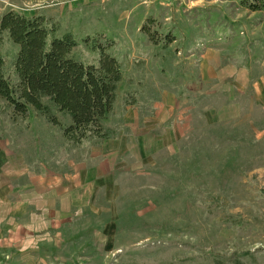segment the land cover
Returning <instances> with one entry per match:
<instances>
[{"label":"rangeland","instance_id":"1","mask_svg":"<svg viewBox=\"0 0 264 264\" xmlns=\"http://www.w3.org/2000/svg\"><path fill=\"white\" fill-rule=\"evenodd\" d=\"M238 3L0 0V10L45 7L86 65L98 64L99 51L84 42L97 37L122 73L103 122L109 142L68 143L35 110L14 114L0 98V177L42 161L102 162L105 147L113 166L91 209L57 234L36 233L33 250L12 264H264V86L256 84L264 80V15ZM206 48L214 53L204 60ZM17 51L5 33L0 58L12 83ZM223 63L244 68L241 83L227 79ZM128 118L146 130L128 131ZM122 141L127 152H114Z\"/></svg>","mask_w":264,"mask_h":264},{"label":"trees","instance_id":"2","mask_svg":"<svg viewBox=\"0 0 264 264\" xmlns=\"http://www.w3.org/2000/svg\"><path fill=\"white\" fill-rule=\"evenodd\" d=\"M238 5L264 15V0H239ZM58 31V25L43 14L27 15L13 10L0 14V42L6 33L18 46L12 64L16 83L6 76L0 58V98L14 114L25 116L29 109L35 110L48 123L59 126L68 143L80 145L88 139H108L103 122L112 111L122 81L120 66L104 52L97 37L86 38L84 42L99 51L98 64L76 61L72 57L77 46L73 34L65 32L57 36ZM175 39L168 37L165 43ZM45 100L68 118L67 125L57 120Z\"/></svg>","mask_w":264,"mask_h":264},{"label":"crops","instance_id":"3","mask_svg":"<svg viewBox=\"0 0 264 264\" xmlns=\"http://www.w3.org/2000/svg\"><path fill=\"white\" fill-rule=\"evenodd\" d=\"M10 10L27 15H48L45 7L43 9L36 7L31 12V8L20 7L18 9L13 6L0 10V14ZM213 53L211 48H206L201 57L205 60L208 55ZM223 65L222 72L227 79L233 78L236 83H241V71L244 68L234 64L223 63ZM203 80L206 83L218 81L207 76ZM259 83L264 86L263 79L256 82V84ZM242 96L247 97V93L246 96ZM128 119L129 121L125 124V129L128 131L130 129L146 130L145 126L138 125L137 118ZM141 120L145 121V118L143 117ZM109 139L99 141L106 142ZM118 145L120 149H113L114 152H127L128 148L124 141L113 142L112 146L117 147ZM105 148L101 151L102 156H106L102 162H98L99 160L79 163L64 162V164L56 162L55 164L59 165H53L54 168H52V163L42 161V164L36 165L34 168L25 167L17 171L13 168L11 170L2 169L1 173L6 176L0 177V262L3 257H8L12 264L20 256H23V250H33L36 233L57 234L59 228L63 225H70L83 208L91 209L94 191H97L100 183L103 184L105 177L103 172L113 169L112 165H108L111 156H107L106 150L108 151L109 147ZM26 253L28 254V251Z\"/></svg>","mask_w":264,"mask_h":264},{"label":"built area","instance_id":"4","mask_svg":"<svg viewBox=\"0 0 264 264\" xmlns=\"http://www.w3.org/2000/svg\"><path fill=\"white\" fill-rule=\"evenodd\" d=\"M173 1H175V2H179V1H181V0H173Z\"/></svg>","mask_w":264,"mask_h":264}]
</instances>
